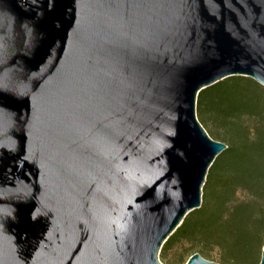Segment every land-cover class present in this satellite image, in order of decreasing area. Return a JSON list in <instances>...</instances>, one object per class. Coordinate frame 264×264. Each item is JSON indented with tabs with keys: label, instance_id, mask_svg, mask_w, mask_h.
<instances>
[{
	"label": "water",
	"instance_id": "1",
	"mask_svg": "<svg viewBox=\"0 0 264 264\" xmlns=\"http://www.w3.org/2000/svg\"><path fill=\"white\" fill-rule=\"evenodd\" d=\"M237 74L264 0H0V264H166L227 147L197 94Z\"/></svg>",
	"mask_w": 264,
	"mask_h": 264
},
{
	"label": "trees",
	"instance_id": "2",
	"mask_svg": "<svg viewBox=\"0 0 264 264\" xmlns=\"http://www.w3.org/2000/svg\"><path fill=\"white\" fill-rule=\"evenodd\" d=\"M263 94L259 82L238 74L199 90L196 107L213 114L225 130L227 147L208 168L201 205L184 216L164 241L165 250L198 239L219 246L231 264L258 263L264 245ZM244 115L253 122L245 123Z\"/></svg>",
	"mask_w": 264,
	"mask_h": 264
},
{
	"label": "rangeland",
	"instance_id": "3",
	"mask_svg": "<svg viewBox=\"0 0 264 264\" xmlns=\"http://www.w3.org/2000/svg\"><path fill=\"white\" fill-rule=\"evenodd\" d=\"M262 86L264 87V85ZM262 98L264 100V94L262 95ZM196 114L200 122L202 121V125L205 127L210 136L215 139L227 142L225 130L219 124L212 113H200L196 107ZM242 119L245 123L248 124L253 122V118L249 115H244ZM194 251H198L204 257L218 262H234L232 258H229V260L227 261V259H225L223 256L222 249L216 244H213L212 242L200 241L198 239H194L192 241L180 240L166 250L164 249V247H161L159 252V259L166 264H183L186 258Z\"/></svg>",
	"mask_w": 264,
	"mask_h": 264
}]
</instances>
